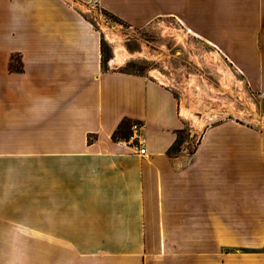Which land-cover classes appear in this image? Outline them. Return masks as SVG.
<instances>
[{"label":"crops","instance_id":"0c3cea01","mask_svg":"<svg viewBox=\"0 0 264 264\" xmlns=\"http://www.w3.org/2000/svg\"><path fill=\"white\" fill-rule=\"evenodd\" d=\"M94 2L133 26L191 6L264 94V0H0V264H264V132L190 150L174 90L105 65Z\"/></svg>","mask_w":264,"mask_h":264},{"label":"rangeland","instance_id":"374dc122","mask_svg":"<svg viewBox=\"0 0 264 264\" xmlns=\"http://www.w3.org/2000/svg\"><path fill=\"white\" fill-rule=\"evenodd\" d=\"M84 13L103 35L107 67L115 59L120 68L154 75L174 90L187 120L182 138L189 140L190 150L208 127L227 120L264 132V94L214 45L193 34L191 6H185L181 16L154 14L142 26L127 23L95 2L87 4Z\"/></svg>","mask_w":264,"mask_h":264},{"label":"built area","instance_id":"2783aa9c","mask_svg":"<svg viewBox=\"0 0 264 264\" xmlns=\"http://www.w3.org/2000/svg\"><path fill=\"white\" fill-rule=\"evenodd\" d=\"M140 129H141V125L140 124H133L132 127H131L133 135L138 133ZM145 151H146L145 148H141L140 153L144 154Z\"/></svg>","mask_w":264,"mask_h":264},{"label":"trees","instance_id":"16d2710c","mask_svg":"<svg viewBox=\"0 0 264 264\" xmlns=\"http://www.w3.org/2000/svg\"><path fill=\"white\" fill-rule=\"evenodd\" d=\"M124 129H125V127H123L118 133H116V136H115V137H116V138H117V137H121V136H118V134L121 133V132H123V134H122L123 136H122V137H129L131 131H130L129 133H125V132L123 131Z\"/></svg>","mask_w":264,"mask_h":264},{"label":"bare ground","instance_id":"6f19581e","mask_svg":"<svg viewBox=\"0 0 264 264\" xmlns=\"http://www.w3.org/2000/svg\"><path fill=\"white\" fill-rule=\"evenodd\" d=\"M121 52H124V53H126V50L122 48ZM225 70H226V69H225Z\"/></svg>","mask_w":264,"mask_h":264}]
</instances>
